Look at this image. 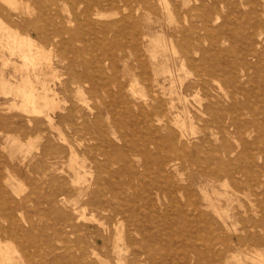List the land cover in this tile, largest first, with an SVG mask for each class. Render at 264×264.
<instances>
[{
    "label": "rangeland",
    "instance_id": "rangeland-1",
    "mask_svg": "<svg viewBox=\"0 0 264 264\" xmlns=\"http://www.w3.org/2000/svg\"><path fill=\"white\" fill-rule=\"evenodd\" d=\"M24 1L26 2L24 3ZM24 1L23 5L20 2H15L11 6L4 1L2 4L13 16L19 17L17 21L21 30L23 32L30 31L34 36L35 44L38 46L40 44L39 48L38 46L35 48L39 51L40 57L37 66L40 69L41 81L45 80L46 84L55 90L52 96L57 102L56 116L66 115L71 101L77 106L81 105L84 109L92 108L93 113H97L99 116L98 126L94 129L101 128L104 131L105 140L103 135L102 141H99L98 149L86 151L84 156L88 159L85 161V170L87 171L85 177L91 181L99 177L102 194L100 197L103 202L107 201V203H104L102 211L97 209V196L95 197L94 194L97 193L98 188L91 185L87 189L85 197L77 199L78 197L74 194L71 196L72 201L67 203L66 207L44 202L36 207L35 204H29L21 214L20 223L25 228H29L28 224L24 223V220H29L33 226L32 229H29V234L23 235V233L21 237L19 235L18 239H11V242H15L14 246L18 245V253H14V256L18 257L22 251V255H19L28 264H56L53 258L55 255L64 253L61 246L66 242L70 244L68 252L73 256V260H76L73 264H76L81 256L85 257L88 264H101V261L105 264H133L132 251L140 249L146 250L149 255L148 258H145L144 255L139 256V264H206V259H198L193 249H198L206 255L211 254L207 251V245L209 239L214 236L224 240L223 245H215L214 249L223 248V246L230 249H228L229 253L227 252L228 264H237V260H242L243 264H254L247 257L249 254H254L253 251L264 255V245L255 246L247 239L236 241L238 236L245 235L249 226V223L243 218V211L257 205L264 210V199L260 195V192L264 191V184L262 189L248 186L244 183V176L239 177L237 174L238 183L225 186L227 188L225 190L229 193H233L231 189H228L230 186L232 189H238L231 195L232 201L228 203L227 214H231L232 217L224 216V219L229 221L230 228H224L221 219L210 214L211 218L207 222L222 227L217 234H210L202 229L205 221H196L192 217L181 215L180 212L185 208L188 198L201 200L200 187L207 188L208 192L212 194L211 187L208 185L211 181L209 182L205 178V174L202 176L200 174L204 173L201 170L209 169L204 162V157L209 154L211 147L221 145V143L230 147L239 144L237 134L223 133L220 119L213 120L209 114H203L201 120H198L194 125L196 133L193 134V137L188 134L182 142V147H186L188 155L184 157L170 154L167 145L163 146L164 142L159 141L160 134L154 132L152 127L138 121V110L133 103L134 101L137 103L139 94H136L135 97H132L130 93L126 94L131 101V106L127 109L117 96L116 87L112 82L116 80L117 84L124 86V89L132 84L140 91L143 98H148L150 91L144 87L143 74L145 70L150 72L151 57L147 56L148 53L141 50V56L137 57L135 54L128 53L126 45L112 43L113 34L111 33L115 32L116 28L107 33V38L111 43L107 46H91L86 40H69L66 30L73 25L69 27L66 19L73 16L78 6L83 7L89 4L93 8H99L103 13V16L99 18L100 21L108 22L119 20L129 13V9L125 7L124 2L126 1L115 0L112 4L106 0H40L44 3V12L39 10V0ZM14 8L17 11L13 10ZM40 13H43V16H39ZM212 15L218 18L211 25V31L217 30L218 35L210 40L202 41V48L205 53L213 57V62L223 63L229 69L232 66L234 69L241 67L242 57L248 59L247 77L245 76L242 81L240 75L239 78L235 77L236 83L240 85L241 89L248 92L246 97L242 94L238 95L239 106L241 108L244 106L242 118L250 123L245 124L242 129L251 131L249 136L246 135L247 132L244 133L248 142L255 140L256 137L264 139V133L259 132L261 129L259 125L264 127V107L261 104V100H264V54L258 59L249 54L253 43H250L251 40H246L245 34L250 33L252 28L236 20L234 13L219 5ZM151 18L156 20V16L153 14ZM22 19H37L41 22L42 29L40 31L30 29ZM159 19L161 26L152 23L150 32L152 37L161 40V44L169 46L170 29L167 27V20L164 15H161ZM195 25L203 34L202 22L196 21ZM154 47L158 50L156 46H149L150 49ZM109 48L114 53L105 55L103 50ZM82 51L83 53L80 54ZM157 54L160 56L157 57L158 62L166 58L161 57L164 54L162 50H158ZM195 57H200V54L197 53ZM81 59L90 62L89 70L98 88L96 91L76 92L78 85L76 80L69 81L70 68L75 73L83 70L78 63ZM173 62L171 58L168 60L170 69L174 71L177 66ZM1 68L2 60L0 59V70ZM233 68L230 70L231 73ZM10 72L9 66L0 71L4 76H8ZM228 72L224 76H227ZM219 79L218 76L217 80ZM104 81L108 83L109 93L103 90ZM85 83V88L90 89V83L88 81ZM163 85L166 88L168 82L164 81ZM198 98V96L189 95L188 104L198 105ZM5 101L6 98L0 94V107L3 108L1 114L8 116L19 114L18 109H12L13 107ZM93 113L87 114V119L91 124L93 123ZM14 118L21 119L16 116ZM217 121H219V125L216 123ZM59 128L63 133L70 131L66 122L59 124ZM7 129L6 133L0 134V144L6 147H0V152L4 165L9 168V182L15 187L21 188L20 194L23 196L31 192L48 193L50 188L47 186V181L42 178L45 166H37L35 161L40 147L45 143V138H39L35 128L29 126H24L22 131L13 127ZM160 133L165 134L166 131L161 130ZM69 134L71 135V133ZM70 135L67 137L72 141L78 153L85 145L91 146L97 143V141L87 142L86 139H80L82 134H79L80 136ZM17 146L20 147V150L15 152L14 157H10L8 149ZM195 146H199L198 150ZM103 149L106 150L105 154L101 152ZM248 156L254 160L256 165L264 166V150L260 143L249 150ZM163 157L166 158V165H164L163 172H159L157 164ZM171 158H175L174 162L176 161L175 167L172 169L168 166L171 161L167 163ZM257 167H253V169L257 171ZM53 168L61 175H67L70 172V161L67 156L62 155L61 158L55 160ZM163 174L168 176L167 182ZM262 174L261 178L264 181V173ZM155 185L164 187L165 191L182 185L188 187L190 193L187 195V192L183 191L182 193L175 189L171 192L173 197H170V194L165 195V198H160L162 204L154 205L152 203L147 207L144 204V197L147 190H150L151 193L156 191ZM223 188L222 185L220 187L218 185L217 189L223 192L225 191ZM131 192L135 194V204L129 200ZM212 196L214 197L213 194ZM226 198L224 195L221 196L219 201L221 205L226 203ZM176 201L177 204L174 205ZM119 208L122 209V214L115 213V210ZM155 208L157 211L153 212ZM61 210L67 214L65 219L57 218ZM151 216L154 217V220L148 222L146 219ZM137 219L143 222L144 226L141 230L147 233V236L144 235V239H141L143 234L135 230L134 223ZM236 219L238 222L231 225ZM230 236L235 240L233 243L226 242ZM130 238H132L131 241ZM188 256L192 259L185 262ZM225 259L223 258L220 262L224 263ZM58 264L67 263L61 261Z\"/></svg>",
    "mask_w": 264,
    "mask_h": 264
},
{
    "label": "bare ground",
    "instance_id": "bare-ground-1",
    "mask_svg": "<svg viewBox=\"0 0 264 264\" xmlns=\"http://www.w3.org/2000/svg\"><path fill=\"white\" fill-rule=\"evenodd\" d=\"M2 1L12 6L15 2L22 3L24 0H0V59L2 60V68L0 71L8 66L11 68L8 76L0 73V94L6 98L5 102H8L13 107L12 109L19 110V114L8 116L7 114H1L3 108L0 107V134L6 133L8 127L22 131L24 126H29L35 128L39 138H45V143L40 147L35 161L37 166H45L42 178L44 181H47V186L50 188L49 192L45 194L31 192L24 196L21 195V188L15 187L9 182V168L7 165H4L0 152V264H28L21 257L22 251L19 253L21 255L18 254V257L16 255L14 256V253H18V245L14 246L15 242H11V239L16 240L23 233V235H27L29 234V229H32L33 223L29 220H24V216V223L26 225L28 224L29 228H25L20 223L21 214L28 208L29 204H35L36 207L44 202L51 205L56 203L66 207L67 203L73 199L71 196L76 194L77 199L79 197H85L87 195V189L91 185H95L98 188L97 193L94 194L95 197L97 196L96 207L100 211L104 209L103 205L107 201L103 202L100 197L102 195L100 192V179L96 177L94 181H91L85 177V173H87L85 170V161L88 158L84 156L86 151L99 148V141H102L104 131L101 128L94 129V127L98 126L99 116L97 113H93L92 108L84 109L81 105L77 106V104L72 103L71 100L69 108L67 107L66 115L56 116L55 109L57 108V102L52 96L55 90L48 86L45 80L41 81L40 69L37 66L40 57L38 55L39 51L35 49L38 45L35 44L34 36L30 31L23 32L21 30L20 24L17 21L19 17L13 16L4 8ZM106 1L112 4L115 2V0ZM125 1L123 2L125 3V7L129 9V13L126 16H122L119 20L108 22L100 21L99 18L103 16V13L99 8H93L89 4L83 7L78 6L73 16L66 19L69 27L73 25L70 29L66 30V33L70 41L86 40L91 46H107L110 43V40L107 38V33L112 31L113 28H116V31L111 33L113 34L112 43L115 45H126L128 47V53L135 54L137 57L141 56V50L148 53L147 56L151 57L150 72L148 73L147 70L143 72L145 79L144 87L150 91L148 98H143L140 91L132 84L124 89V86L117 84L116 80L112 82L114 87H116L117 96L127 109L130 108L131 101L127 98L126 94L130 93L132 97L139 94L137 96V103L135 101L133 103L138 110V121L143 125L152 127L154 132L160 134L158 139L164 142L162 144L163 146L167 145V150L170 154L184 157L188 155L186 147H182V142H184V137L188 134L193 137V134L196 133L194 125L198 120H201L203 114H209L213 120L220 119L223 133L237 134L240 141L239 144L230 147L221 143V145L211 147L209 154L204 157V162L209 169L201 170L204 173L201 172L200 174L201 176L205 174V178L209 182L211 181L208 185L211 187L214 197L208 192L207 188L198 187L201 200L188 198L185 208L180 211L181 215L192 217L196 221H205L202 229L210 234H217L220 231L221 225L218 227L207 222L211 218L210 214H214L220 218L224 228H230V223L224 219V216L226 218L232 217L231 214H227L229 209L228 203L232 201L231 195L238 189H232L230 186L228 189H231L233 193H229L225 190V186L236 182L238 183L239 177L243 175L246 185L260 189L263 188L264 181L261 176L264 173V166L261 164L256 165L254 160L248 156V153L258 143L262 145L264 150V139L256 137L255 140L248 142V138L246 139L245 136H249L251 131L242 129L245 124L250 123L242 118L244 106H242L243 109L239 106L238 95L242 94L246 97L248 92L245 89H241L240 85L236 83V78H239L240 75L242 81L245 79V76L247 77L246 69L249 64L248 59L242 57L241 67L234 69L232 66L231 69L233 68V70L231 73V69L225 67L223 63L217 64L213 62V57L203 50L202 41L210 40L218 35L217 30L211 31V25L218 18L217 16H213L212 13L220 5V7L234 13V18L236 17V20L240 23L252 28L250 33L245 34V38L247 41L251 40V44L253 43L249 54L255 59H258L264 54V0ZM39 10L41 12L45 10L44 3L40 0ZM22 12L24 14V11ZM152 14L156 16V20L151 18ZM161 15L165 16L167 27L170 29L169 46L161 44V40L152 37L150 32L152 23L161 26V20L159 19ZM39 16H43V13H40ZM22 21L30 29L36 31L42 29L41 22L39 20L37 21V19H22ZM196 21L202 22L201 29L203 30V34L199 32V28L195 25ZM150 45L158 47V50H162L164 54L161 57L166 58L158 62L157 57H160L157 54L158 50L155 47L150 49ZM82 53L83 51L80 52V54ZM103 53L105 55H112L114 52L109 48L104 49ZM197 53L200 54V57H195ZM169 57L174 61V65L177 66L174 71L170 69L168 63ZM78 63L83 70L75 73L70 68L69 79L72 82L76 80L78 84L76 86V92L96 91L98 88L89 70L90 62L81 59ZM227 72L229 74L224 76ZM218 76L220 77L219 80H217ZM86 81L90 83V89L85 88ZM164 81L168 82L166 88L163 85ZM107 84L104 81V84L101 85L103 86V90L109 93L110 89ZM189 95L199 97L197 100L198 105L191 106L188 104ZM81 97L83 98V96ZM261 104L264 107L263 99L261 100ZM7 112L9 111L7 110ZM88 113H93L92 124L87 119ZM14 116L20 117L21 119H15ZM63 121L66 122L70 130L68 133H63L59 128V124L64 123ZM216 123L219 125V121ZM261 123L263 124V121ZM259 127H261L259 132L264 133V127L261 125ZM161 130H165L166 133L161 134ZM67 134L70 136L82 134L81 136L79 135L82 137L80 139H86L87 142L97 141V143L91 146H88V144L85 145L80 153H78L72 141L67 137ZM28 143L30 142L28 141ZM191 145L193 146V144ZM0 147L6 148L5 146H1V144ZM195 147L198 150L199 146ZM18 150H20L18 146L11 147L8 149V155L14 157L15 152ZM101 152L105 154L106 150L103 149ZM62 155H66L70 161V172L67 175H61V173L53 168L55 160L61 158ZM174 160L175 158H171L167 161V163L171 161L168 164L170 169L175 167L176 161L174 162ZM165 163L166 158H160L157 164L159 172H163ZM256 166H258L257 171L253 169ZM237 174H239V177ZM164 177L167 182L168 176L164 175ZM217 182L219 187L220 185L224 187L223 189L225 191L220 192L217 189ZM154 188L156 191L151 193L150 190H147V194L144 197V204L147 207L151 206L152 203L154 205L162 204L160 198H165V195L170 194V197H173L171 192L175 189L182 191V193L185 191L187 195L190 193L189 188L182 185L175 186L170 191H165L164 187L160 185H155ZM222 195L227 197L226 203L223 205L219 202ZM260 195L264 199V191H261ZM129 200H132V203L135 204V194L133 192H131ZM176 204L177 201L174 205ZM92 210L94 209L92 208ZM156 211L157 208L153 209V212ZM115 213L122 214L123 211L119 208L115 210ZM242 215L245 221L249 223V226L247 230L245 229V235L242 237L238 236L236 241L247 239L255 246L264 245L263 208L257 205L254 208L243 211ZM66 217L67 214L64 211H59L58 219H65ZM146 220L153 222L154 217L151 216ZM135 221V230L143 234L141 239H144V235L147 236V233L141 230L144 226L142 224L143 222L140 219ZM235 222H238V219L233 221L231 225H235ZM223 241L216 236L209 239L207 251L211 254L206 255L198 249H193V252L198 259L205 258L207 261L206 264H228L227 259L229 257H227V252L229 253L230 249L228 247L229 250L226 249L225 246L214 249L215 245H223ZM234 241L232 236L226 239V242L233 243ZM69 247L70 244L66 242L61 246L64 253L54 256L53 259L56 264L61 261H65L67 264H73L76 261L73 260V256L68 252ZM252 253L254 254H249L247 257L254 264H264V255L257 251H253ZM132 255L133 264H139V256L144 255L146 256L145 258H148L149 253L144 249H140L138 251H132ZM190 258L192 259V257L188 256L185 262H189L191 260ZM223 258L226 259L224 263H221L220 261ZM76 264L88 263L85 261V257L81 256L80 259L78 258ZM101 264L105 263L101 261ZM237 264H243L242 260H237Z\"/></svg>",
    "mask_w": 264,
    "mask_h": 264
}]
</instances>
